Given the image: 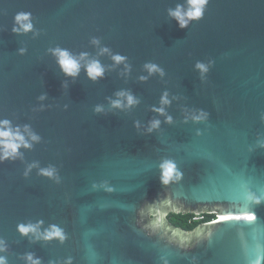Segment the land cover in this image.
Segmentation results:
<instances>
[{
  "label": "water",
  "instance_id": "water-1",
  "mask_svg": "<svg viewBox=\"0 0 264 264\" xmlns=\"http://www.w3.org/2000/svg\"><path fill=\"white\" fill-rule=\"evenodd\" d=\"M183 3L0 0V120L40 137L0 163L7 264H27L29 253L41 264H264V0H209L203 19L181 30L168 10ZM21 12L31 13L28 34L13 33ZM57 47L99 60L103 78L93 83L83 67L75 80L65 77L50 52ZM117 54L126 74L111 59ZM197 62L210 65L203 79ZM148 63L165 75L149 76ZM120 91L139 103L112 109ZM165 92L171 124L152 111ZM201 111L207 119L193 122ZM154 120L160 126L149 133ZM164 161L180 173L167 186ZM49 167L56 179L38 174ZM162 205L164 227L152 229ZM201 213L255 219L186 231L169 217ZM41 221V232L56 225L66 240L17 231Z\"/></svg>",
  "mask_w": 264,
  "mask_h": 264
},
{
  "label": "clouds",
  "instance_id": "clouds-1",
  "mask_svg": "<svg viewBox=\"0 0 264 264\" xmlns=\"http://www.w3.org/2000/svg\"><path fill=\"white\" fill-rule=\"evenodd\" d=\"M209 0H184L183 4H178L175 8L168 10L169 18L176 21L179 29L183 30L189 27L190 24L194 22H199L203 19L205 10ZM13 33L14 34H28L33 31V25L31 23V13L21 12L18 13L14 18ZM91 43L94 46L99 45V40L93 39ZM25 49H20L19 54L23 55ZM52 56L56 59L57 66L60 68L63 75L67 78H71L75 80L79 74L80 70L83 67L86 76L93 83L97 82L99 79H102L104 76L105 69L100 64L97 59H89L87 53H81L79 57L74 56L67 49L55 48L50 49ZM110 54V50L107 48L100 49V55ZM111 59L114 64H125V69L130 71L129 66L126 64V57L121 55H112ZM145 70L148 72L149 76L153 74H158L160 77L165 75L163 69L158 67L156 64L148 63L145 64ZM210 65H206L201 62H197L195 65V69L201 74V78L203 79L209 71ZM147 77H140L141 82L146 81ZM66 87V85H65ZM117 99L110 100V107L112 109H120V110H128L132 107L136 106L139 101L130 93L125 91H120L116 93ZM41 101L46 99L45 96H41L39 98ZM171 101L168 99V93L165 92L161 96L159 108H153L152 111L157 113L160 116H165V123L171 124L172 118L167 116L165 113V108L169 106ZM94 111L97 114H101L104 112V108L102 105L96 106ZM193 122H200L207 119V114L204 112H199L191 116ZM160 126L159 120H154L150 122L149 127L147 128V132L151 133L153 130L158 129ZM139 128V124L136 125ZM40 137L33 133L29 126L25 125L23 129L19 126L13 127L11 121L4 119L0 120V163H4L5 161L15 160L21 157L22 153L20 149H30L33 143L39 142ZM264 146V145H262ZM33 167H37V165H30L28 171H31ZM161 183L165 186L168 184L178 181L180 179V173L176 169V165L172 161H164L161 164ZM39 175L49 178L56 179V170L52 167L46 169H40ZM27 176V172L25 173ZM247 199L254 204H260L261 198L255 196L254 194H249ZM164 205L161 206L160 211H154L152 214V223L150 227L152 229H159L164 227V223L166 220V214L163 212ZM201 215V214H197ZM193 218V217H192ZM245 219V220H254L255 215L249 214L244 217H230V216H222L219 218L217 222H221L229 219ZM42 225V221L37 224H19L17 225V231L21 236H31L35 241H44L51 242L53 240H57L60 243H63L66 240V234L64 231L57 227L56 225L49 226L48 229L41 232L40 228ZM179 236V234H174ZM182 242H186L183 237H180ZM7 251L6 245L3 241H0V253H4ZM27 264H41L40 259L34 258V255L29 253L25 257ZM0 264H7L6 257L0 255ZM64 264H72L71 258H68Z\"/></svg>",
  "mask_w": 264,
  "mask_h": 264
},
{
  "label": "trees",
  "instance_id": "trees-1",
  "mask_svg": "<svg viewBox=\"0 0 264 264\" xmlns=\"http://www.w3.org/2000/svg\"><path fill=\"white\" fill-rule=\"evenodd\" d=\"M183 218H185V215H171L170 216V220L174 224H176L177 226L183 228L186 231H193L195 228L198 227L197 223H192L191 222L192 217H188L185 220H182Z\"/></svg>",
  "mask_w": 264,
  "mask_h": 264
},
{
  "label": "flooded vegetation",
  "instance_id": "flooded-vegetation-1",
  "mask_svg": "<svg viewBox=\"0 0 264 264\" xmlns=\"http://www.w3.org/2000/svg\"><path fill=\"white\" fill-rule=\"evenodd\" d=\"M182 215H185V218H183L182 220H185L188 217H194L195 216V214H182ZM201 215H204L206 217L201 223L191 221L192 223H197L198 227L201 226L202 224L210 223L211 220L218 219V216L216 214H212V213H201Z\"/></svg>",
  "mask_w": 264,
  "mask_h": 264
},
{
  "label": "built area",
  "instance_id": "built-area-1",
  "mask_svg": "<svg viewBox=\"0 0 264 264\" xmlns=\"http://www.w3.org/2000/svg\"><path fill=\"white\" fill-rule=\"evenodd\" d=\"M205 218H206V217H205L204 215H195V216L191 219V221H192V222H198V223H201ZM218 220H219V218H218V219L211 220L210 223L215 222V221H218Z\"/></svg>",
  "mask_w": 264,
  "mask_h": 264
}]
</instances>
